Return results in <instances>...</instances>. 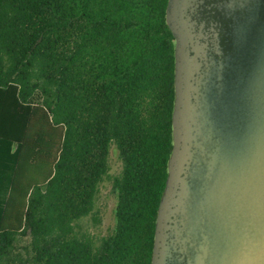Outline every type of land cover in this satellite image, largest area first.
Here are the masks:
<instances>
[{
  "label": "trees",
  "instance_id": "obj_1",
  "mask_svg": "<svg viewBox=\"0 0 264 264\" xmlns=\"http://www.w3.org/2000/svg\"><path fill=\"white\" fill-rule=\"evenodd\" d=\"M168 2L0 0V264H152L173 151ZM112 148L115 227L79 234Z\"/></svg>",
  "mask_w": 264,
  "mask_h": 264
},
{
  "label": "water",
  "instance_id": "obj_2",
  "mask_svg": "<svg viewBox=\"0 0 264 264\" xmlns=\"http://www.w3.org/2000/svg\"><path fill=\"white\" fill-rule=\"evenodd\" d=\"M173 151L152 264H264V9L169 0Z\"/></svg>",
  "mask_w": 264,
  "mask_h": 264
},
{
  "label": "rangeland",
  "instance_id": "obj_3",
  "mask_svg": "<svg viewBox=\"0 0 264 264\" xmlns=\"http://www.w3.org/2000/svg\"><path fill=\"white\" fill-rule=\"evenodd\" d=\"M109 165V172L98 190L93 214L77 225L79 234H90L100 238L106 236L115 227L117 197L113 192L112 183L114 177L119 176L122 171V162L115 148L111 150ZM23 243L26 241L24 240Z\"/></svg>",
  "mask_w": 264,
  "mask_h": 264
},
{
  "label": "flooded vegetation",
  "instance_id": "obj_4",
  "mask_svg": "<svg viewBox=\"0 0 264 264\" xmlns=\"http://www.w3.org/2000/svg\"><path fill=\"white\" fill-rule=\"evenodd\" d=\"M229 0H222V2H228ZM240 2V0H235ZM253 5L257 10H263L264 9V0H253ZM261 44L257 46V49L259 52H262L264 54V38H258L257 39Z\"/></svg>",
  "mask_w": 264,
  "mask_h": 264
}]
</instances>
